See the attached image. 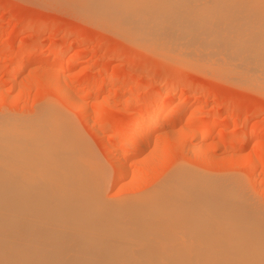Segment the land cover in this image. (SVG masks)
I'll return each mask as SVG.
<instances>
[{
	"label": "bare ground",
	"instance_id": "bare-ground-1",
	"mask_svg": "<svg viewBox=\"0 0 264 264\" xmlns=\"http://www.w3.org/2000/svg\"><path fill=\"white\" fill-rule=\"evenodd\" d=\"M36 1L147 53L264 94V0ZM61 56L54 58L56 65ZM73 57L65 62L74 63ZM65 90L61 96L71 103ZM173 99L171 94L153 111L143 109L153 113L142 122L134 118L126 141L159 130L162 118L181 120L192 106L178 105L176 112L168 106ZM62 117L67 115L50 114L31 126L21 122V128L9 123L14 129L0 125V264H264V210L248 200L242 184L189 171L182 177L177 170L179 180L173 173V180L159 179L154 190L108 202L102 198L106 167L71 127L74 122ZM146 143H136L121 158L114 155L115 182Z\"/></svg>",
	"mask_w": 264,
	"mask_h": 264
},
{
	"label": "rangeland",
	"instance_id": "rangeland-1",
	"mask_svg": "<svg viewBox=\"0 0 264 264\" xmlns=\"http://www.w3.org/2000/svg\"><path fill=\"white\" fill-rule=\"evenodd\" d=\"M35 1L0 0V125L21 128L50 114L67 115L76 124L70 126L77 127V134L106 167L102 198L111 203L138 197L161 186L160 180L166 184L189 171L242 184L248 200L264 210V94L147 53L65 10ZM54 53L63 56L58 66ZM31 56L32 63H23ZM34 57L49 62L43 65ZM72 57L74 63L65 62ZM17 67L21 72L14 80L11 73ZM59 86L75 104L64 101ZM171 94L169 108L188 103L191 110L183 112V122L162 118L159 130L137 137L140 143L149 142L147 148L126 161V175L115 182L113 159L140 144L126 141L133 121L149 119L153 108ZM147 108L152 111L144 112Z\"/></svg>",
	"mask_w": 264,
	"mask_h": 264
}]
</instances>
